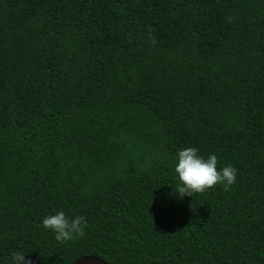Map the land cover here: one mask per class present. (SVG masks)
Returning a JSON list of instances; mask_svg holds the SVG:
<instances>
[{"label":"trees","instance_id":"obj_1","mask_svg":"<svg viewBox=\"0 0 264 264\" xmlns=\"http://www.w3.org/2000/svg\"><path fill=\"white\" fill-rule=\"evenodd\" d=\"M189 146L235 182L180 196ZM60 210L83 236L42 227ZM14 254L264 264V0H0V264Z\"/></svg>","mask_w":264,"mask_h":264},{"label":"clouds","instance_id":"obj_2","mask_svg":"<svg viewBox=\"0 0 264 264\" xmlns=\"http://www.w3.org/2000/svg\"><path fill=\"white\" fill-rule=\"evenodd\" d=\"M174 172L179 181L180 196H191L195 192H203L216 184L224 187L232 185L236 180L237 169L226 165L217 169V156L210 153L207 157L199 154L196 147L179 149L174 157ZM42 227L49 230L57 242L64 243L75 237L83 236L87 220L83 215L69 217L63 210L47 214L41 218ZM14 264H29L23 254H14Z\"/></svg>","mask_w":264,"mask_h":264},{"label":"water","instance_id":"obj_3","mask_svg":"<svg viewBox=\"0 0 264 264\" xmlns=\"http://www.w3.org/2000/svg\"><path fill=\"white\" fill-rule=\"evenodd\" d=\"M72 264H108L102 258L97 256H82L76 259Z\"/></svg>","mask_w":264,"mask_h":264}]
</instances>
